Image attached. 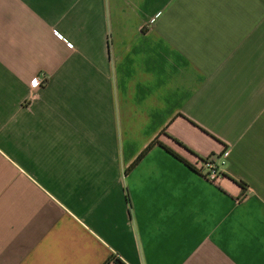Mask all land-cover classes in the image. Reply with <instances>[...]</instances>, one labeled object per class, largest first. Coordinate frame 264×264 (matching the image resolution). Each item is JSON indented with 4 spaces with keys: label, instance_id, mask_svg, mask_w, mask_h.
Returning <instances> with one entry per match:
<instances>
[{
    "label": "crops",
    "instance_id": "crops-1",
    "mask_svg": "<svg viewBox=\"0 0 264 264\" xmlns=\"http://www.w3.org/2000/svg\"><path fill=\"white\" fill-rule=\"evenodd\" d=\"M115 259L264 264V0H0V264Z\"/></svg>",
    "mask_w": 264,
    "mask_h": 264
},
{
    "label": "built area",
    "instance_id": "built-area-1",
    "mask_svg": "<svg viewBox=\"0 0 264 264\" xmlns=\"http://www.w3.org/2000/svg\"><path fill=\"white\" fill-rule=\"evenodd\" d=\"M44 83L45 79L43 77H35L31 85L33 88H40ZM225 164L226 159L223 155H211L206 158H198L194 162L193 169L202 175L207 181L219 184L220 181L225 178Z\"/></svg>",
    "mask_w": 264,
    "mask_h": 264
},
{
    "label": "trees",
    "instance_id": "trees-1",
    "mask_svg": "<svg viewBox=\"0 0 264 264\" xmlns=\"http://www.w3.org/2000/svg\"><path fill=\"white\" fill-rule=\"evenodd\" d=\"M175 140V139H174ZM179 145L185 147L182 143H180L178 140H175ZM152 146H149V149L151 148ZM187 148V147H185ZM171 151V150H170ZM172 152V151H171ZM174 153V152H173ZM115 262L116 264H124L122 261H120L119 259H115Z\"/></svg>",
    "mask_w": 264,
    "mask_h": 264
}]
</instances>
